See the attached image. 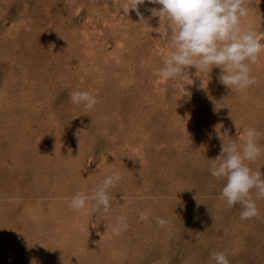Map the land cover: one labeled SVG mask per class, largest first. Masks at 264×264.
<instances>
[{"label": "rangeland", "instance_id": "obj_1", "mask_svg": "<svg viewBox=\"0 0 264 264\" xmlns=\"http://www.w3.org/2000/svg\"><path fill=\"white\" fill-rule=\"evenodd\" d=\"M129 3L0 0V264H214L221 251L264 264V199L253 192L258 215L241 220L209 173L249 127L264 148V51L246 89L215 66L164 81L158 5L119 11ZM246 6L241 28L264 44V0ZM74 90L94 109L72 104ZM246 163L264 176V152ZM113 172L107 211L70 209Z\"/></svg>", "mask_w": 264, "mask_h": 264}, {"label": "clouds", "instance_id": "obj_2", "mask_svg": "<svg viewBox=\"0 0 264 264\" xmlns=\"http://www.w3.org/2000/svg\"><path fill=\"white\" fill-rule=\"evenodd\" d=\"M145 2L130 0L119 11L128 15L132 10L140 16L138 6ZM147 3L158 5L152 9V15L164 21L171 34L169 54L155 73L162 80L187 74L189 66L200 71H210L215 66L221 70L220 83L230 90L246 89L256 83L249 65L254 64L264 51V44L253 30L241 28V18L247 15V0H147ZM69 98L72 104L83 106L85 114L98 103L96 96L86 90H74ZM260 136V132L249 127L238 136L241 144L222 143L220 154L209 168L213 178L224 181L220 196L225 204L229 208L239 205L241 220L258 215L253 192L256 199H264V176L259 169L253 172L246 163L255 161L264 152L258 142ZM219 139L222 140L220 135ZM120 180V174L113 172L97 184L90 197L83 192L75 193L69 201L70 209L81 211L90 207L92 211L101 208L107 211L109 190ZM145 218L141 213L140 219ZM166 223L165 219L157 218L159 226ZM211 257L214 264H230L222 251L212 253Z\"/></svg>", "mask_w": 264, "mask_h": 264}]
</instances>
